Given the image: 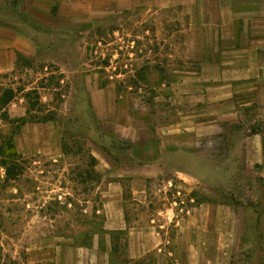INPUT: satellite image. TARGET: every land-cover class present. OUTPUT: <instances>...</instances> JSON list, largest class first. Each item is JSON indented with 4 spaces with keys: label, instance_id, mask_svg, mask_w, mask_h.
<instances>
[{
    "label": "rangeland",
    "instance_id": "rangeland-1",
    "mask_svg": "<svg viewBox=\"0 0 264 264\" xmlns=\"http://www.w3.org/2000/svg\"><path fill=\"white\" fill-rule=\"evenodd\" d=\"M77 1L52 7V19H73L66 33L36 27L22 4L0 12L38 47L0 73V144L13 136L17 150L0 157V264H78L77 249L102 247L103 195L117 184L131 222L205 202L235 207L244 224L231 263L264 264V160L245 161L254 136L264 155V80L212 76V56L241 54L212 49L191 8ZM135 176L145 205L130 193Z\"/></svg>",
    "mask_w": 264,
    "mask_h": 264
},
{
    "label": "crops",
    "instance_id": "crops-1",
    "mask_svg": "<svg viewBox=\"0 0 264 264\" xmlns=\"http://www.w3.org/2000/svg\"><path fill=\"white\" fill-rule=\"evenodd\" d=\"M15 3L19 7L22 4L24 15L33 25L56 33L68 32L73 27V19L66 20L65 24L57 18L52 19L53 5L62 11L78 7L77 0H0V12ZM176 5L191 8L203 17L202 30L210 34L207 42L212 49L241 54L220 62L212 56L209 61L213 66L212 76L216 71L223 81L264 80V0H162V4L158 3L162 8ZM0 17V73H10L21 60L35 56L38 47L25 30L17 25L12 27ZM218 64L224 68L214 69ZM230 86L231 83L222 88ZM257 137H252L245 145L248 168L254 169L264 160L261 142V150L257 152ZM182 181L185 184L187 180L183 178ZM144 182L135 176L129 188L133 201L141 205L146 204ZM125 202L124 188L120 184L104 193L102 212L106 219L102 229L108 234L102 238L100 248L94 244L77 249L82 256L78 264H97L99 256L102 261L104 259L103 264H112L114 243L110 234L113 232L127 233L129 264H150L151 261V264H232L234 244L244 224V218L235 215V207L205 202L193 206L186 215L176 213L171 207L162 212L163 218L158 222H131L126 215ZM91 254L96 256V262Z\"/></svg>",
    "mask_w": 264,
    "mask_h": 264
},
{
    "label": "trees",
    "instance_id": "trees-1",
    "mask_svg": "<svg viewBox=\"0 0 264 264\" xmlns=\"http://www.w3.org/2000/svg\"><path fill=\"white\" fill-rule=\"evenodd\" d=\"M17 156V150H16V145L14 142V137L9 136L7 138H4L2 143L0 144V157L5 158V159H13L16 158ZM6 164V163H5ZM112 241H113V256H112V262L113 258L118 257V253H121L125 250L126 252V247H127V237L125 238V244L122 245V236L126 235L125 232H113L110 234ZM126 254V253H125ZM128 258L123 261L122 264H129ZM113 264V263H112ZM135 264H141V263H135Z\"/></svg>",
    "mask_w": 264,
    "mask_h": 264
},
{
    "label": "built area",
    "instance_id": "built-area-1",
    "mask_svg": "<svg viewBox=\"0 0 264 264\" xmlns=\"http://www.w3.org/2000/svg\"><path fill=\"white\" fill-rule=\"evenodd\" d=\"M4 175V172L2 169H0V177H2Z\"/></svg>",
    "mask_w": 264,
    "mask_h": 264
}]
</instances>
